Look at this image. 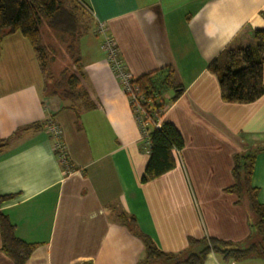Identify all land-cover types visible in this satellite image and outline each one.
Instances as JSON below:
<instances>
[{
    "label": "crops",
    "instance_id": "1",
    "mask_svg": "<svg viewBox=\"0 0 264 264\" xmlns=\"http://www.w3.org/2000/svg\"><path fill=\"white\" fill-rule=\"evenodd\" d=\"M91 25L80 42L82 84L96 108L44 93L29 42L6 38L0 58L1 206L16 236L35 245L27 264H142L143 241L122 214L168 255L186 257L190 240L214 238L247 247L253 216L227 189L235 184V156L264 147V96L247 104L222 100L209 65L241 45L246 27L264 30V0H80ZM103 23L133 79L171 67L183 94L166 111L185 147L176 168L142 183L150 160L131 102L112 72L101 41ZM264 82V68H263ZM61 129L66 167L56 152ZM264 207V151L251 181ZM143 257V260H142ZM251 256L245 260L251 259ZM211 253L205 264H241ZM0 264H14L2 252Z\"/></svg>",
    "mask_w": 264,
    "mask_h": 264
},
{
    "label": "trees",
    "instance_id": "2",
    "mask_svg": "<svg viewBox=\"0 0 264 264\" xmlns=\"http://www.w3.org/2000/svg\"><path fill=\"white\" fill-rule=\"evenodd\" d=\"M87 14L90 15L80 0H0V58L3 41L8 37L21 35L33 49L44 79L45 95L71 102L77 112L96 108L82 86L85 74L81 68L80 42L87 35V27L82 25V18ZM43 26L67 39L74 70L66 69L58 76L54 75L53 51L42 43ZM240 39L239 47L225 50L208 68L218 78L225 103L247 105L264 96V30L246 27L241 32ZM133 85L144 97V108L152 117L159 111L168 109L183 94V88L177 85L171 67L133 79ZM147 141L150 160L142 177L143 184L173 171L176 168L174 154H180L185 147L178 129L168 122H163L161 129L151 127ZM8 144L9 140L0 137V153ZM262 151L264 147L258 146L235 156V184L227 189L228 193L237 195L239 202L242 201L249 207L254 219L253 235L258 234L262 238L260 246L249 244L240 248L214 238L200 241L191 239L190 246L195 251L180 258L159 251L149 237L138 229L137 221L122 214L120 219L123 223L129 225L134 235L144 243L146 259L142 264H205L211 253L237 262L254 255L264 256V207L258 202V190L251 184L255 161ZM245 197L249 204L244 201ZM10 199V196H0L2 252L14 264H27L35 245L20 240L16 236V227L1 211V206ZM252 239L253 236L250 242Z\"/></svg>",
    "mask_w": 264,
    "mask_h": 264
},
{
    "label": "built area",
    "instance_id": "3",
    "mask_svg": "<svg viewBox=\"0 0 264 264\" xmlns=\"http://www.w3.org/2000/svg\"><path fill=\"white\" fill-rule=\"evenodd\" d=\"M97 32L98 38L101 40V49L106 55L107 62L112 72L116 75L117 79L121 83V86L123 87V91L131 102L133 113L135 115V119L138 123L142 137L145 143L148 145L147 140L149 136V129L151 127L155 129H161L163 118L167 109L159 111L153 117L146 112L144 108L145 99L143 96H141L139 89L133 85V77L128 72L121 60L119 49L114 38L109 33V29L105 24L100 23L97 27ZM48 131L52 136H54V138L58 140L55 146L56 152L59 153L62 163L66 167H69L65 158L64 148L60 143L62 135L61 129L55 124H51L48 126Z\"/></svg>",
    "mask_w": 264,
    "mask_h": 264
},
{
    "label": "rangeland",
    "instance_id": "4",
    "mask_svg": "<svg viewBox=\"0 0 264 264\" xmlns=\"http://www.w3.org/2000/svg\"><path fill=\"white\" fill-rule=\"evenodd\" d=\"M90 15H84L82 18V25L89 27L91 23ZM97 28L94 33L97 37ZM42 43L46 47H49L54 54V61L52 63V71L55 76H58L62 71L66 69H73V62L71 60V53L68 52L67 39L62 37L59 33L50 30L48 27L43 26L42 28ZM69 40V39H68ZM98 41H101L98 39ZM244 201L248 203L247 198ZM249 204V203H248ZM262 238L258 234L253 235V239L250 244L260 246ZM264 253V252H263ZM143 260V257H142ZM241 264H264V256L254 255L251 259L241 262Z\"/></svg>",
    "mask_w": 264,
    "mask_h": 264
}]
</instances>
